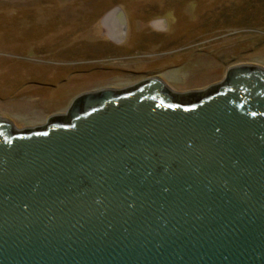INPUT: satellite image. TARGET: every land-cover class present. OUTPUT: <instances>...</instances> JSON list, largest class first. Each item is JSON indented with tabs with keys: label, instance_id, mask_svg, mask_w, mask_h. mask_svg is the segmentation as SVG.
Here are the masks:
<instances>
[{
	"label": "water",
	"instance_id": "95a60500",
	"mask_svg": "<svg viewBox=\"0 0 264 264\" xmlns=\"http://www.w3.org/2000/svg\"><path fill=\"white\" fill-rule=\"evenodd\" d=\"M0 264H264V68L0 117Z\"/></svg>",
	"mask_w": 264,
	"mask_h": 264
},
{
	"label": "rangeland",
	"instance_id": "374dc122",
	"mask_svg": "<svg viewBox=\"0 0 264 264\" xmlns=\"http://www.w3.org/2000/svg\"><path fill=\"white\" fill-rule=\"evenodd\" d=\"M240 64L264 68V0H0V117L16 129L85 91L159 77L185 93Z\"/></svg>",
	"mask_w": 264,
	"mask_h": 264
},
{
	"label": "bare ground",
	"instance_id": "6f19581e",
	"mask_svg": "<svg viewBox=\"0 0 264 264\" xmlns=\"http://www.w3.org/2000/svg\"><path fill=\"white\" fill-rule=\"evenodd\" d=\"M110 15H111V14H110ZM112 18H114V17H112V16H111V18H110V19H112ZM109 21H110V20H109ZM113 21H114V20H113ZM117 21H119V20H118V18H117ZM117 24H118V23H117ZM110 25H111V23H110ZM115 25H116V23H115V22H113V25H112V26L114 27ZM116 28H117V27H116ZM113 34H114V32H113ZM112 36H113V35H112Z\"/></svg>",
	"mask_w": 264,
	"mask_h": 264
},
{
	"label": "flooded vegetation",
	"instance_id": "af4514ba",
	"mask_svg": "<svg viewBox=\"0 0 264 264\" xmlns=\"http://www.w3.org/2000/svg\"><path fill=\"white\" fill-rule=\"evenodd\" d=\"M121 34V33H120ZM120 39V38H119Z\"/></svg>",
	"mask_w": 264,
	"mask_h": 264
}]
</instances>
